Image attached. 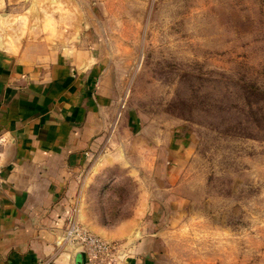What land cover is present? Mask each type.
<instances>
[{
  "label": "rangeland",
  "instance_id": "rangeland-1",
  "mask_svg": "<svg viewBox=\"0 0 264 264\" xmlns=\"http://www.w3.org/2000/svg\"><path fill=\"white\" fill-rule=\"evenodd\" d=\"M25 4L10 18L0 6L5 41L17 22L78 21L118 91L113 143L79 225L109 248L62 242L87 264L113 263L129 245L93 227L136 216L130 242L145 264H264V0Z\"/></svg>",
  "mask_w": 264,
  "mask_h": 264
},
{
  "label": "crops",
  "instance_id": "crops-1",
  "mask_svg": "<svg viewBox=\"0 0 264 264\" xmlns=\"http://www.w3.org/2000/svg\"><path fill=\"white\" fill-rule=\"evenodd\" d=\"M26 1L0 0L4 16L17 17ZM8 27L15 34L0 35V264H87L62 241L69 225L87 222L82 195L113 143L117 86L88 26ZM137 225L134 216L93 227L129 245L110 264H145L130 242Z\"/></svg>",
  "mask_w": 264,
  "mask_h": 264
},
{
  "label": "built area",
  "instance_id": "built-area-1",
  "mask_svg": "<svg viewBox=\"0 0 264 264\" xmlns=\"http://www.w3.org/2000/svg\"><path fill=\"white\" fill-rule=\"evenodd\" d=\"M64 241H77L86 243L89 245L91 250H108L109 246L104 243H101L95 235L87 234L82 228L78 225H72V227L67 228L64 235ZM81 244V243H79ZM80 246V245H79Z\"/></svg>",
  "mask_w": 264,
  "mask_h": 264
}]
</instances>
